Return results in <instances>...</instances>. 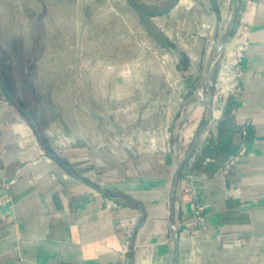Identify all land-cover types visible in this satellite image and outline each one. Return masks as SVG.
Wrapping results in <instances>:
<instances>
[{"label": "crops", "instance_id": "crops-1", "mask_svg": "<svg viewBox=\"0 0 264 264\" xmlns=\"http://www.w3.org/2000/svg\"><path fill=\"white\" fill-rule=\"evenodd\" d=\"M241 2L238 33L225 45L235 60L246 42L241 75L226 97L215 96L220 71L216 90L208 85L214 117L187 161L205 118L195 85L202 60L187 44L166 76L164 120L142 122L161 113L154 91L152 112L137 108L135 136L127 106L105 116L111 136L90 142L56 109L49 127L46 114L0 95V264H264V0ZM10 19L0 16V43L16 45L24 30ZM177 94L187 102L169 107ZM195 205L204 206V229L193 225Z\"/></svg>", "mask_w": 264, "mask_h": 264}, {"label": "rangeland", "instance_id": "rangeland-1", "mask_svg": "<svg viewBox=\"0 0 264 264\" xmlns=\"http://www.w3.org/2000/svg\"><path fill=\"white\" fill-rule=\"evenodd\" d=\"M131 1L153 12L176 4L166 13L148 15L136 9ZM131 1L0 0V16L8 13L10 25L17 24L24 30L13 37L23 44L13 45L4 40L0 43V76L16 101L29 114L30 107L34 112L46 114L49 127L55 123L56 109L66 126L90 142L111 136L106 117L115 120V110L127 106L126 122L135 125L128 129L129 135L135 136L137 122H141L137 108L144 104L146 111L154 91L159 94L155 101L161 113L144 114L142 122L152 127L164 120L162 111L168 107L171 87L166 76L174 74L172 60L182 53L185 44L188 49L193 48L190 51L194 57L202 58L195 85L200 84L210 64L211 76L216 72V77L208 85L211 92L215 91L218 72L226 64L227 52L232 50L224 48L215 60V41L232 28L231 0H218L219 16L211 0ZM237 1L242 5V0ZM236 23L237 20L229 37L238 33ZM163 35L174 46L161 42ZM120 74H124L122 81ZM0 95L10 97L9 105H14L13 98L1 85ZM180 96L171 98L169 107L179 109ZM186 104L188 109L193 102ZM90 109L107 113L94 116L89 114ZM206 114L205 108V118ZM64 131L69 138L67 128Z\"/></svg>", "mask_w": 264, "mask_h": 264}, {"label": "water", "instance_id": "water-1", "mask_svg": "<svg viewBox=\"0 0 264 264\" xmlns=\"http://www.w3.org/2000/svg\"><path fill=\"white\" fill-rule=\"evenodd\" d=\"M131 1V0H130ZM212 1V6L215 10V13L219 16L220 15V10H219V6H218V0H211ZM132 2V1H131ZM232 2V13H231V19H230V22H231V25H232V28L234 27L235 25V22L237 20V16H238V1L237 0H231ZM133 6L140 10L141 12L145 13V14H148V15H160V14H163V13H166L168 12L170 9H172L176 3L172 4L170 7H168L167 9L165 10H162V11H159V12H153V11H148V10H145L143 9L141 6H139L138 4H136L135 2H132ZM232 28L229 30V32H227L226 34H224L221 38H219L218 40L215 41V60L217 61L218 58L221 56L222 54V51L224 50L225 48V45H226V42L228 40V37L231 35V32H232ZM211 68L210 66L207 68L205 74L203 75L202 79H201V82L196 90V93L197 95L199 96L202 104L205 106L206 108V111H207V114H206V118L204 119V121L200 124V126L197 128V130L195 131L194 133V136L192 138V141H191V145H190V148H189V152H188V155H187V158H186V161L190 158V156L193 154L195 148H196V145H197V142H198V139H199V136L201 134V132L205 129V127L213 120V117H214V110H213V106L208 98V84L210 82V76H211ZM30 116V115H29ZM33 124L37 127V123L36 121L34 120V118H32L30 116ZM184 163H181L178 167V169L182 168ZM178 233L177 231L174 232V236H175V240H177L178 238Z\"/></svg>", "mask_w": 264, "mask_h": 264}, {"label": "built area", "instance_id": "built-area-1", "mask_svg": "<svg viewBox=\"0 0 264 264\" xmlns=\"http://www.w3.org/2000/svg\"><path fill=\"white\" fill-rule=\"evenodd\" d=\"M246 47V42L244 41L239 45V48L237 49V55L235 57V60H227L226 64H223V67L221 68L219 75L221 82L220 84H217L218 92L215 94L216 97L222 98L226 97L229 94L233 92L234 87L237 83V78L241 75L240 74V63H241V55L242 51ZM246 150L245 146H242V148L239 151V154L242 155ZM193 212V225L197 229H204L207 227V217L204 213V206L202 205H195L192 208Z\"/></svg>", "mask_w": 264, "mask_h": 264}, {"label": "flooded vegetation", "instance_id": "flooded-vegetation-1", "mask_svg": "<svg viewBox=\"0 0 264 264\" xmlns=\"http://www.w3.org/2000/svg\"><path fill=\"white\" fill-rule=\"evenodd\" d=\"M12 82H14L12 80ZM6 80H3L2 77L0 76V85L5 89L7 90V92L11 95V97L13 98L14 102L21 108V109H25L24 106L22 105V103L16 101V98L13 96V94L11 93V91H9L7 88H6Z\"/></svg>", "mask_w": 264, "mask_h": 264}, {"label": "trees", "instance_id": "trees-1", "mask_svg": "<svg viewBox=\"0 0 264 264\" xmlns=\"http://www.w3.org/2000/svg\"><path fill=\"white\" fill-rule=\"evenodd\" d=\"M162 37H163L162 39H163L164 41L161 40V42H163L164 44H167V45H169V46H170V45H171V46H174V43H173L172 41L168 40V39L166 38L165 35H163ZM182 53H183V52H182ZM183 55H184V54H183Z\"/></svg>", "mask_w": 264, "mask_h": 264}]
</instances>
